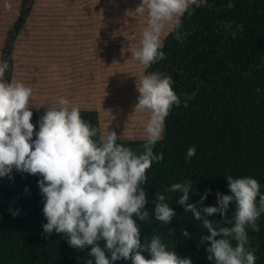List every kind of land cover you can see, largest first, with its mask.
Here are the masks:
<instances>
[{
    "label": "trees",
    "instance_id": "obj_1",
    "mask_svg": "<svg viewBox=\"0 0 264 264\" xmlns=\"http://www.w3.org/2000/svg\"><path fill=\"white\" fill-rule=\"evenodd\" d=\"M103 2L0 21V264H264V0Z\"/></svg>",
    "mask_w": 264,
    "mask_h": 264
},
{
    "label": "rangeland",
    "instance_id": "obj_2",
    "mask_svg": "<svg viewBox=\"0 0 264 264\" xmlns=\"http://www.w3.org/2000/svg\"><path fill=\"white\" fill-rule=\"evenodd\" d=\"M18 1L19 0H0V21H8L10 15L13 17L11 13L17 11ZM92 1L93 0H91V2ZM104 3L105 0L102 5H97V7L102 9ZM7 26L9 27L8 24ZM7 26H4L0 31V45L5 37ZM97 28L98 26L95 24L94 28L90 29V33L84 38L81 53L72 54L70 52L69 56H66L69 58L67 60L73 63L70 65V69L68 67L70 79L74 81L76 78L77 80L75 82L78 83L75 85L76 87H73L72 89H76V91H78V93L84 98L88 97L91 93H96L99 98V96L105 92L106 87L109 86L107 85V82H110L111 79L114 80L116 76L121 77V73L124 71L120 65V58L115 64L110 65L111 67L109 66V63H106L105 55L101 53V48L104 46V43L100 45V42L98 41L99 37L96 34ZM129 38L134 39L136 38V35L131 34ZM36 43H39V41L37 40ZM75 82H73L72 85H74ZM127 136L130 137L131 135L128 134Z\"/></svg>",
    "mask_w": 264,
    "mask_h": 264
},
{
    "label": "crops",
    "instance_id": "obj_3",
    "mask_svg": "<svg viewBox=\"0 0 264 264\" xmlns=\"http://www.w3.org/2000/svg\"><path fill=\"white\" fill-rule=\"evenodd\" d=\"M95 93H91L90 95H88V99L91 98V97H94ZM97 99H98V95H97Z\"/></svg>",
    "mask_w": 264,
    "mask_h": 264
}]
</instances>
